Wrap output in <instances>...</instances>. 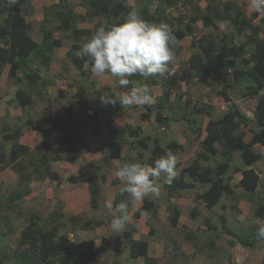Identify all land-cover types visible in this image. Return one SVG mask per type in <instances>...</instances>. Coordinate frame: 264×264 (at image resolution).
I'll use <instances>...</instances> for the list:
<instances>
[{
  "label": "rangeland",
  "instance_id": "374dc122",
  "mask_svg": "<svg viewBox=\"0 0 264 264\" xmlns=\"http://www.w3.org/2000/svg\"><path fill=\"white\" fill-rule=\"evenodd\" d=\"M81 1L71 0L69 3L76 13L84 15L87 9L81 6ZM112 1H120L134 10L147 8L151 13L157 7V2L154 0ZM58 3L59 0H32L24 5L27 10L26 21L30 25V35L35 41L41 44L44 32L49 31L54 33L55 38L63 40V46L53 54L51 70L47 73L42 70L40 72L42 77L37 78V82L25 77H21L20 81L12 79L8 74L5 75L3 69L0 71V264H22L15 253H22L27 249L26 246H21L20 237L32 220L36 221L43 230L58 226L59 234H66L76 243L94 239L100 255L95 259L96 261L93 260L89 264H145L143 258L133 261L128 259L129 250L126 245H123L129 238L147 241L150 246L149 255L156 258L158 264H262L264 243L259 240L253 243L252 239H258L256 232H253L258 228L256 220L259 219L262 224L264 220L257 215L259 207L254 203L245 200L237 202L230 196L223 195L219 204L209 206L197 198V193L204 191V186L196 181L194 183V180L186 174H184L185 181L188 184L194 183L195 187L189 188L183 198H170L165 187L166 177L162 174L157 181L161 186L159 197H147L154 207L147 212L144 211V217L139 220L131 206L129 211L132 219L122 232L115 233L110 227L112 215L105 207L99 210L92 209L89 185L80 181L79 177L86 172L89 163L100 167L101 172L107 177L103 185L104 200L112 202V199H115L116 201L123 193L120 181L113 175L116 165L124 162L149 165V158L154 156L156 139L160 147L166 151L156 155L155 158L159 159L169 152L176 155L178 160L176 178L182 176L184 170L195 161L200 160L203 167L214 168L217 162L224 161V158L220 156L221 152L210 161L201 160V155H211L202 148L201 141L207 136V126L211 121L222 118L235 108L247 117H254L259 96H246L245 90L250 81L240 82L231 89V100L227 101L219 94L223 88V82L219 80L218 73L213 72L205 76L202 81L192 78L189 82H179L178 87L170 82V78L173 74L181 75L187 67L192 55V40L195 39L201 41L210 37L218 43L225 41L230 47L242 49L243 56L248 58L253 47L247 44V39L259 29L261 32L264 31L262 21L264 15L251 11L248 8L249 0H182L176 6L167 8V12L181 19L182 23H191L193 18L197 19L193 26L194 35L184 38L174 50L175 62L171 65L172 74H165L147 81L132 77L126 88H120L114 77L97 78L91 73L90 68L85 69L84 72L74 69L72 60L67 57L68 51L76 48L77 52L90 37L81 38L79 41L67 38L62 29L65 10L62 6L54 8ZM215 7L217 9L214 10ZM162 8L166 9V6L163 5ZM253 14H256V17L250 19ZM205 16L211 17L210 26H206L202 21ZM219 16L225 18L220 19ZM96 21L81 22L78 28L94 30ZM102 23L105 24L106 20H102ZM260 37L264 38V34H260ZM1 41L0 38V43ZM9 67L10 63L6 65L7 69ZM229 76L223 75L225 79ZM145 84L149 86L156 100L154 104L148 105L149 108L147 105L133 106L112 115L100 112L96 114L98 121L88 117L95 114L93 108L91 110L93 114H89L91 113L89 109H91L92 100L99 93L106 97L115 91L127 92L131 88L142 87ZM20 89H26L30 95L28 99L20 101L17 98L16 94ZM61 91L66 95L65 97H62ZM262 93L264 90L259 95ZM86 101L88 105L83 106L82 102ZM70 107L72 114L68 115L67 110ZM195 109H202L200 115L196 116V120L193 117L190 118V124L182 120L181 115L193 114ZM143 114L151 116L148 120H144ZM50 115L65 120L66 128L69 125L77 128L80 124H84V129H80V135L84 139L90 138L92 149L96 126L110 128L115 120L118 128H110L109 132L108 129L104 130L101 139H107L110 134L112 135L110 140L122 141L121 159L104 163L102 158L109 151V147L108 151H104L101 156L85 153L84 158L79 160L69 159L70 152L65 150L60 161L50 163L51 172L58 175V181H52L50 177L39 179L31 175L32 179L28 184L31 192L22 199L16 200L10 207L8 201L15 193L21 191V188L19 175L13 169L9 158L12 142L4 140L2 129L5 126L24 128L26 121L32 119L34 124L40 125L45 130L48 128L45 123L46 118ZM159 115L163 118L168 116L170 124L166 126L157 120ZM191 123L193 128L197 125L202 126L201 137L196 131H192ZM127 126L130 127L133 135L129 134L130 131H125ZM241 129L245 132L246 140L249 141L258 128L242 125ZM58 133L60 134H57V137L61 135V132ZM214 134L218 136L220 132L216 131ZM145 138L149 139L144 140L147 145L144 148L139 141ZM59 139L55 140V145H58ZM110 140L105 141L107 143ZM33 142L30 144L33 145L32 150L35 149V139ZM173 142L178 146L174 150L168 148ZM131 143L134 146L129 149L128 146ZM257 147L261 148L264 154V146L257 145ZM27 160L28 158H24V162ZM236 163H241L238 155ZM3 167L6 168L3 170ZM253 168L262 180L261 194L264 196V160L257 162ZM235 177L236 182L233 181V183H237L242 176L238 174ZM143 204L144 200L142 206ZM174 206L178 208L180 214L176 227L171 224ZM58 213L63 214V217H58ZM222 215L227 221L224 225L227 224L234 233L242 235L243 243L252 245V248L248 249L240 245H236L235 248L230 247L229 241L232 238L223 231L220 221ZM76 216L82 217L79 224L89 219L93 222L102 221V225H95L87 231L80 230V225L70 221ZM209 221L213 226H209L207 223ZM214 227L222 231L221 236L215 238L221 248V252L218 253L207 247L209 241L216 236ZM190 232L196 233L201 239L199 245L196 246L189 241L187 236ZM127 233H130L131 237L127 236ZM198 249H201V252H198ZM51 263L60 264L59 258Z\"/></svg>",
  "mask_w": 264,
  "mask_h": 264
},
{
  "label": "trees",
  "instance_id": "16d2710c",
  "mask_svg": "<svg viewBox=\"0 0 264 264\" xmlns=\"http://www.w3.org/2000/svg\"><path fill=\"white\" fill-rule=\"evenodd\" d=\"M31 1L18 0L16 4L9 6L8 0H0V38L2 39L0 43V71L10 63L8 71L10 78L20 81L19 72L21 71L24 73L25 78L37 82V78L42 77L40 73L42 70L46 73L50 71L54 57L53 54H55L57 48L63 46V40L55 38L54 33L50 31L44 32L43 42L41 44L31 37L30 25L27 23L25 17L27 10L24 6L25 3ZM70 1L59 0V3L57 5L55 4L54 7L59 8L62 6L65 10L62 29L68 39L71 38L79 41L81 38L91 37L100 26H104L107 29L113 25L124 23L128 14L132 11H136L142 19L148 22H165L169 24L177 36L179 43L184 38L194 35L193 26L197 18H193L191 23H182L181 19H177L169 11L167 12V8L176 6L182 0H154L157 2V7L152 13L147 8L134 10L131 6L124 5L120 1L82 0L81 6L87 9L85 15L76 13L69 3ZM163 5L166 6V9L162 8ZM215 9L217 8L215 7ZM255 17L256 14H253L250 19ZM219 18L224 19L225 17L219 16ZM102 20H106V23L103 24ZM85 21L91 23L96 21L94 30L78 28V24ZM202 21L206 26L212 24L211 17L209 16L203 17ZM262 21L264 23V17ZM245 24L248 23L245 22ZM260 32L261 29L255 31L247 39V44L253 47V51L248 58L243 56L244 51L242 49L230 47L225 41L224 43H218L214 38L210 37L201 41L197 39L192 40V55L188 60L187 67L182 71L181 75L177 76L173 74L170 78V82L175 87H178L179 82H189L192 78H196L197 81H202L205 76L215 72L218 73L219 80L223 82V88L219 94L227 101L231 100L230 90L240 82L246 80L250 81V84L245 90L247 93L246 96H259L254 117H247L239 109L235 108L226 113L222 118L211 121L208 124L207 136L201 141V146L211 155H201L200 159L210 161L214 156H217V153L221 152L220 156L224 158V161L217 162L216 168L209 166L203 167L200 160L195 161L193 165L184 170L182 176L176 178L171 184H166L165 187L170 198H183L185 196L184 193L189 188H194V183L199 182L205 189L201 193H197V198L207 205H217L223 195H227L237 202H240L239 200H245L257 205L259 207L257 215L259 217L261 216L264 220V196L261 194L262 180L253 168L257 162L264 160V154L261 152V148L257 147V145L264 146V93L259 95L264 90V38L260 37V34H264V31ZM75 50L76 48L70 49L67 57L72 60L75 70L84 72V64L86 61H89V58L85 57L81 59L77 57ZM223 75L230 76L228 79H225ZM133 78L138 80L142 77L134 76ZM61 95L62 97L66 96L62 91ZM16 96L22 101L28 99L30 95L26 89H20L17 91ZM101 98L103 96L99 93L91 102V109L89 110L93 108L95 114L88 115V117L92 120H97L96 114L100 112L112 115L124 109L119 104L115 106L110 104L105 105L102 103ZM82 105H88L87 101L82 102ZM67 112L68 115L72 114V108H68ZM201 112L202 109H195L193 114L185 113L181 115V118L183 121L189 123L190 118L193 117L196 120V116L200 115ZM150 116V114H143L142 117L144 120H148ZM157 120L166 126L171 122L168 116L163 118L159 115ZM45 123L48 125V128L45 130L40 125L34 124L32 119L26 121L24 128H10L5 126L2 129L4 140L12 142L9 158L13 164V169L19 175V187L21 188V191L15 193L8 201L10 207L16 200L22 199L31 192L30 185L28 184L32 176L39 179L50 177V180L58 181V175L51 172L50 163L60 161L63 158V151L70 152L69 159L79 160L84 158L85 153L92 150V144L85 142L81 138L79 131L83 127V124H80L77 128H74L72 125H67L68 128H66L65 120L51 115L46 118ZM242 125L258 128L249 141L246 140L245 132L241 129ZM25 128L45 131L47 133L53 129H58L61 131L59 143L57 146H51L47 141H42L32 150V148L19 143V139ZM191 129L193 132L196 131L199 137L202 136L203 131L201 125L193 128L191 123ZM130 130L129 126L125 127V131L129 132ZM216 131L220 132L218 136L214 134ZM129 134H132L131 131ZM147 139L149 138L139 141V144L144 146V148L147 147L144 142ZM155 144L156 146L153 150L154 156L148 160L150 166H154V162L158 159L155 158L156 155L158 156L166 151V149L160 147L158 139L155 140ZM132 146L133 143L129 144L128 148L130 149ZM176 147L178 146L174 142L168 146V148L173 150ZM121 150L122 141L111 139L109 142V151L103 156L102 161L104 163H110L113 159H121ZM237 155L241 159L240 164L236 163ZM24 158H28L27 162H24ZM128 160H131L129 156ZM5 168L3 167V170ZM184 174L192 178L194 183L188 184L184 179ZM238 174H241V179L237 183H233V181L236 182L235 176ZM79 179L89 185L90 205L92 209H103L105 204L103 185L107 177L101 172V168L89 163L86 172ZM120 196L116 199L114 205L121 201L130 202V198L126 193H122ZM153 207V203L146 197L141 209L135 213L136 218L139 219L144 211L147 212ZM57 216L63 217V214L58 213ZM179 217V210L174 206L173 215L171 216L172 226H177ZM81 220L82 217L76 216L72 217L70 221L73 224L80 225L79 229L83 231L90 230L95 225H102V221L93 222L89 219L83 220L84 222L79 224ZM220 221L223 231L232 238L229 241L231 248H235L236 245L248 249L252 248V245H245L243 243L244 237L242 235L234 233L227 224L224 225L227 222L224 215L220 217ZM207 223L209 226H213L210 221ZM55 225L57 226V223ZM57 227L54 226L51 229L43 230L36 221L32 220L22 231L20 237L21 246H26L27 249L22 253H15L16 257L20 259V263L52 264V261L59 258L60 264H89L99 257L100 253L95 246L94 239L76 243L66 234H59V228ZM214 229L217 232L216 236L209 241L207 247L218 253L221 252V248L217 240L215 241V238H219L222 231H219L217 227H214ZM256 231L254 230L253 232L255 233ZM130 233L126 235L131 237ZM187 238L196 246L201 243V239L194 232H190ZM252 240L253 243L258 241L256 238ZM125 245L129 250L128 259L133 261L143 258L145 264H158L156 258L149 255V243L147 241L129 238L123 246ZM197 251L201 252V249ZM262 264H264V254Z\"/></svg>",
  "mask_w": 264,
  "mask_h": 264
},
{
  "label": "clouds",
  "instance_id": "9594fccd",
  "mask_svg": "<svg viewBox=\"0 0 264 264\" xmlns=\"http://www.w3.org/2000/svg\"><path fill=\"white\" fill-rule=\"evenodd\" d=\"M18 0H8L9 6ZM248 8L258 15H264V0H249ZM179 44L172 27L165 23H151L140 17L136 11L128 14L126 21L110 28L100 26L86 43L76 52L77 57L89 58L84 64L97 78H116L118 87L126 88L134 76L145 81L172 74L175 62V48ZM105 105L121 108L152 105L156 102L148 85L131 88L127 92L115 91L101 98ZM176 155L167 153L154 162V166L124 162L116 165L113 175L120 181L123 193L130 202L121 201L115 206L106 200L104 207L112 215L111 230L122 232L132 219L130 205L134 207L146 197H159L161 186L157 183L162 174L171 184L177 177ZM256 236L264 243V224L259 219Z\"/></svg>",
  "mask_w": 264,
  "mask_h": 264
},
{
  "label": "crops",
  "instance_id": "0c3cea01",
  "mask_svg": "<svg viewBox=\"0 0 264 264\" xmlns=\"http://www.w3.org/2000/svg\"><path fill=\"white\" fill-rule=\"evenodd\" d=\"M34 3V2H33ZM81 14V13H80ZM86 14V13H85ZM84 14V15H85ZM58 49H60V48H57L55 51H57ZM53 63V62H52ZM3 72L5 73V75H7L8 74V71H9V69H7L6 68V66L5 67H3ZM51 70V69H50ZM19 77L21 78V77H24V73L23 72H19ZM89 112H91V113H89V114H93L92 112L93 111H91V110H89ZM101 113H105V112H101ZM117 113V112H116ZM108 114V113H107ZM93 121H98V119L97 120H93ZM112 124L113 125H111V127L110 128H118V127H116L117 125H116V122H115V120L112 122ZM83 127H84V124H83ZM82 127V128H83ZM110 128L109 127H103L102 125H98V126H96V128H95V133L93 134L94 135V138L92 139V140H94L95 142L93 143V149L90 151V152H88V154L87 155H99V156H101V155H103L102 153L104 152V151H108V143L109 142H107L106 143V141L105 140H107L108 141V139L110 140V138H111V136L112 135H110V134H108V136H107V139H105V140H102L101 139V136L103 135V132H104V130H107L108 129V132L110 131ZM84 129V128H83ZM58 132H61L60 130H58V129H53L51 132H49V133H47V132H43V131H40V130H35V129H25L24 130V132L22 133V135H21V137H20V139H19V143L20 144H22V145H26V146H28V147H32L30 144H32V143H34L33 142V140L35 139V141H36V144L34 145L35 147L38 145V144H40L42 141H47L51 146H57V145H55L56 144V142H55V140L56 139H59V137H61V135L59 136V137H57L56 135L57 134H60V133H58ZM80 132V131H79ZM81 134V133H80ZM92 135V134H91ZM92 135V136H93ZM85 142H90L91 143V140H90V138H88V139H84L83 137H81ZM122 139V138H121ZM123 140V139H122ZM102 141H103V143H102ZM58 142V141H57ZM134 146V145H133ZM133 146H132V148H133ZM34 147V148H35ZM102 151V152H101ZM106 151V152H107ZM101 152V154H99ZM124 153H125V151L124 152H122V155H124ZM85 194V192L83 193V195ZM82 195V196H83ZM81 196V197H82ZM84 197V196H83ZM115 202V199H112V203H114ZM141 207H142V202H138L134 207H131V208H133V210L135 211V212H138L140 209H141ZM144 217V213L142 214V216L139 218V220L140 219H142ZM178 223H179V221H178ZM190 228H191V226H189ZM191 229H193V228H191ZM264 247V246H263ZM238 248V247H237ZM149 251H150V246H149ZM259 254H257V256H258ZM139 260H141V258H139ZM94 261H96V260H94Z\"/></svg>",
  "mask_w": 264,
  "mask_h": 264
}]
</instances>
